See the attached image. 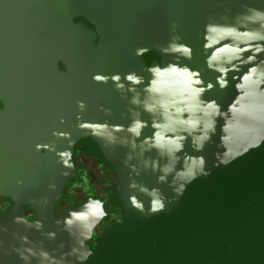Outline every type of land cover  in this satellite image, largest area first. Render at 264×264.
Here are the masks:
<instances>
[{"label": "water", "instance_id": "obj_1", "mask_svg": "<svg viewBox=\"0 0 264 264\" xmlns=\"http://www.w3.org/2000/svg\"><path fill=\"white\" fill-rule=\"evenodd\" d=\"M169 64L205 91L170 69L153 76ZM133 71L139 106L127 85L92 78ZM135 113L139 137L127 131ZM203 135L212 142L197 152ZM74 144L118 175L122 221L94 250L84 242L101 204L54 210ZM0 199L13 203L0 212V264H264V0H0Z\"/></svg>", "mask_w": 264, "mask_h": 264}, {"label": "flooded vegetation", "instance_id": "obj_2", "mask_svg": "<svg viewBox=\"0 0 264 264\" xmlns=\"http://www.w3.org/2000/svg\"><path fill=\"white\" fill-rule=\"evenodd\" d=\"M57 66L60 71L65 70L60 62H57ZM69 154L74 163L75 173L73 178L63 186L61 197L56 201L54 210L61 211L78 205L84 199L98 201L105 215L92 229L90 239L84 242L86 249L94 250L96 240L102 232L113 223L122 221L120 207L111 202L113 201V187L118 184V175L108 164L99 161L91 154L85 153L83 147L78 144L71 146ZM12 206L11 201L0 199V212L8 210ZM19 215L26 220L35 218V214L24 206L20 208ZM76 264L82 263L76 262Z\"/></svg>", "mask_w": 264, "mask_h": 264}, {"label": "clouds", "instance_id": "obj_3", "mask_svg": "<svg viewBox=\"0 0 264 264\" xmlns=\"http://www.w3.org/2000/svg\"><path fill=\"white\" fill-rule=\"evenodd\" d=\"M173 27H175V24L173 25ZM210 27V26H209ZM174 39H179V37H174ZM167 50H171L173 52H182L184 54H186L189 58L191 57L192 55V49L184 44H175V43H172L168 46V49ZM170 69V71L172 73H176L182 77H185V83L186 84H189L193 91L197 94V96H199V94L203 93L205 91L204 88H197L196 85H199L201 83V80L198 78L199 74L198 73H195V72H192L190 71L187 67H183V68H180L179 66L175 65V64H169L168 66H166V69L164 70H161V69H158V68H153L151 71L153 73V76H157V75H160L163 71L165 70H168ZM93 80L96 81V82H100V81H103L104 83H108L109 80H111L112 82H115V88L116 90H120V89H123L125 87V85L128 86V89L130 92L134 93L132 96H131V99L128 101V103L130 105H135V106H139L141 104V100H140V96H139V93L136 91V88L134 86H137V85H140L142 83V78L136 73V72H128V73H125L123 74V76L119 73H116V74H112L111 76L109 75H103V74H94L93 75ZM123 78V82H121ZM155 83V80L153 79V81L145 87L144 91L145 92H151L153 91V88H152V84ZM221 86L223 87V83L221 84ZM212 85L209 84L208 85V88H211ZM159 89H157L158 91ZM122 98L124 99H128V96L127 95H123ZM78 104V107L83 110L85 108V103L83 101H78L77 102ZM206 107L208 108H214L216 107L215 105V102L212 101V102H209L205 105ZM101 110L104 111L106 114L110 113V110L109 109H104L103 106H101ZM130 112L133 111V109H129ZM144 111L150 113V114H153V107L150 106V105H145L144 106ZM217 113H218V109H217ZM139 113H135L134 115V118L132 119V122L131 124L128 126L127 128V131L129 133H132L134 134L136 137H139L140 134H141V130L144 128V127H147V123L141 119H139ZM152 126L154 128L157 129V131L153 134V137L150 138V139H147L146 138V142L148 143H151L152 146L156 147L157 146V142L159 140V124L157 122H153ZM123 129L121 128H115L113 131L114 132H118V131H122ZM214 127L210 129V131H214ZM180 139H187L186 137H181ZM212 142V136L211 135H203L200 139V142L197 143L196 141H193V144L195 146V151L197 152H203L204 148H205V145L207 143H210ZM111 143H115V138H113L111 140ZM127 141H124L122 140L121 141V144H126ZM133 147H135V145H133ZM184 148V145L182 143H179L178 142V145H177V150L178 151H182ZM132 157L131 155L127 156L124 163L125 165L128 164V161L131 160ZM201 163H204L205 162V157L204 156H200L199 157ZM145 168L148 167V163L147 161H145ZM139 174V173H137ZM160 180H163V177H160L159 178ZM132 187H135V182L132 183L131 185ZM54 187V186H53ZM131 201L133 204H136L137 201H136V198L135 197H130ZM157 207H163L162 204H158ZM25 223H27L25 221ZM57 223H59V221H57ZM50 237L54 238L55 234L54 233H49L48 234Z\"/></svg>", "mask_w": 264, "mask_h": 264}]
</instances>
